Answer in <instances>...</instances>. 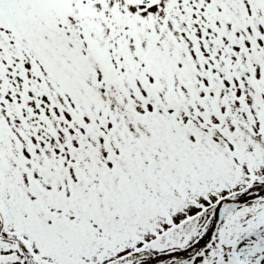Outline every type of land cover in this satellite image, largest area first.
Here are the masks:
<instances>
[{"label":"snow or ice","instance_id":"1","mask_svg":"<svg viewBox=\"0 0 264 264\" xmlns=\"http://www.w3.org/2000/svg\"><path fill=\"white\" fill-rule=\"evenodd\" d=\"M0 264H264V0H0Z\"/></svg>","mask_w":264,"mask_h":264}]
</instances>
